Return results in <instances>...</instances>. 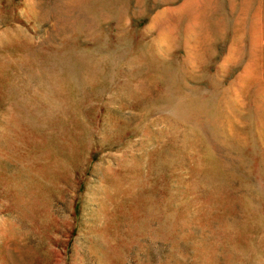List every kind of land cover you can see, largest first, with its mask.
I'll return each mask as SVG.
<instances>
[{"label": "rangeland", "instance_id": "rangeland-1", "mask_svg": "<svg viewBox=\"0 0 264 264\" xmlns=\"http://www.w3.org/2000/svg\"><path fill=\"white\" fill-rule=\"evenodd\" d=\"M0 264H264V0H0Z\"/></svg>", "mask_w": 264, "mask_h": 264}]
</instances>
